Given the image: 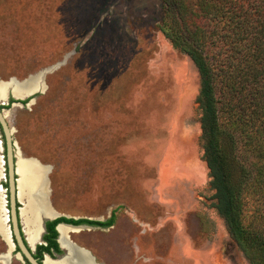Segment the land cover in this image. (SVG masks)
<instances>
[{
    "label": "rangeland",
    "instance_id": "obj_1",
    "mask_svg": "<svg viewBox=\"0 0 264 264\" xmlns=\"http://www.w3.org/2000/svg\"><path fill=\"white\" fill-rule=\"evenodd\" d=\"M163 13L161 0H0V81L57 65L30 105L6 107L16 150L49 168L59 213H114L69 232L97 264H249L215 208L199 70Z\"/></svg>",
    "mask_w": 264,
    "mask_h": 264
},
{
    "label": "trees",
    "instance_id": "obj_2",
    "mask_svg": "<svg viewBox=\"0 0 264 264\" xmlns=\"http://www.w3.org/2000/svg\"><path fill=\"white\" fill-rule=\"evenodd\" d=\"M161 2L160 31L199 70L200 138L215 208L249 264H264V0ZM114 217H57L40 247L60 251L58 222L111 226Z\"/></svg>",
    "mask_w": 264,
    "mask_h": 264
},
{
    "label": "bare ground",
    "instance_id": "obj_3",
    "mask_svg": "<svg viewBox=\"0 0 264 264\" xmlns=\"http://www.w3.org/2000/svg\"><path fill=\"white\" fill-rule=\"evenodd\" d=\"M9 88L13 92L14 98H27L32 91L38 90L43 92L46 89L45 81L39 79L38 75L29 78L22 85H14V83H6L0 81V100L6 90ZM8 95V94H7ZM6 95V97H7ZM6 101V99L4 100ZM17 151V172H18V193L19 199L22 202L21 219L23 222L25 234L30 244L38 241L40 233L39 216L44 212L48 215L51 211L48 205V196L46 195L48 188L44 178V167L34 159H24ZM3 165L0 156V179L3 177ZM7 219L4 209L3 192L0 189V232L6 236V231L2 227V222ZM59 229L60 244L65 248L67 254L57 260L46 258V264H93L92 258L86 249L74 248L69 240V232L73 229L71 226L61 224ZM76 246V245H75ZM62 247V248H63ZM11 249V247H10ZM6 256L1 259L5 260ZM94 260V259H93Z\"/></svg>",
    "mask_w": 264,
    "mask_h": 264
},
{
    "label": "water",
    "instance_id": "obj_4",
    "mask_svg": "<svg viewBox=\"0 0 264 264\" xmlns=\"http://www.w3.org/2000/svg\"><path fill=\"white\" fill-rule=\"evenodd\" d=\"M57 66V65H56ZM56 66L48 69H43L39 73L35 75H30L23 80H18L14 77H11L9 80L3 81L6 83H14V85H22L25 81H27L29 78H33L38 75L39 79L42 81L45 80V75L49 71H51L53 68ZM6 92H9V88H6ZM38 93L34 90L29 94L27 98H13L16 100H25L28 99L26 103H24L26 106L30 105L33 101L34 98L36 97ZM9 101L6 100H0V126L3 132L4 136V143L5 146L3 145L2 140L0 139V153L1 159H2V165H3V179L7 183V187H4L3 184L0 182V189L3 190V197H4V209L6 211L7 219L2 222V227L6 231V236L2 235L3 239L6 241L8 244V250L4 254V256L9 259L11 255V251L18 247V251L16 253L17 256L20 257V259L26 263L28 262L29 264H46L45 260L46 258H50L48 254H45L44 259L40 262L38 259L33 255V251L35 248V244H30L29 241L27 240L23 222L21 219V207H22V202L19 199V193H18V172H17V150H16V144L13 138V131L12 128L10 127L7 119H6V107H1L3 105H8ZM14 103L12 102L11 105ZM19 104H23L19 102ZM35 160V159H34ZM37 161V160H36ZM38 162V161H37ZM39 163V162H38ZM42 167H44V178L43 180L47 182V188H48V179H47V174L49 172V168L45 165H42L39 163ZM48 196V205L50 208V212L48 215L44 214V212L39 216V225H40V233L38 236V241H41V235L42 232L44 231V223L46 220H53L56 219L57 217L60 216H65L61 213H59L57 210L54 209V207L51 205V202L49 200V189L46 192ZM17 203L19 205H17ZM67 217V216H65ZM65 224L68 226H71L76 229H81L84 227H91V225L88 224H71V223H66V222H59L57 225V229L59 225ZM11 247V249H10ZM67 253L63 254L61 257L65 256ZM60 257V258H61ZM92 258V257H91ZM93 264H97L93 258L91 259Z\"/></svg>",
    "mask_w": 264,
    "mask_h": 264
},
{
    "label": "flooded vegetation",
    "instance_id": "obj_5",
    "mask_svg": "<svg viewBox=\"0 0 264 264\" xmlns=\"http://www.w3.org/2000/svg\"><path fill=\"white\" fill-rule=\"evenodd\" d=\"M9 94L10 95H13L12 90L9 89V92L8 93L5 90V92H4L3 96H2V100H5V99L7 100ZM6 95H7V97H6ZM49 221H52V220H46L45 221V223H44V231L42 232V235H41V238H40L41 241H36L35 242L36 244H35V248H34V251H33V255L40 262L44 259L45 254H48L50 256V260H56V259H59L63 254L67 253L66 250H65V248L62 246V244H60L61 243L60 240H59L60 233H59V229H57V225H58L59 222L56 223V225H55V230L57 232L56 237H55V240L58 243V247H59L60 251H57L54 247H50L49 250L45 249L44 247H40L41 245L42 246L48 245V239H49V236L51 235L50 226L47 224V222H49ZM81 224H86V223H81ZM93 226H99V225H93ZM99 227H104V226H99ZM1 234L2 233L0 232L1 240H3L5 242V244H7L6 241L2 237L3 234L2 235ZM7 246H8V244H7ZM7 250H8V248H7ZM18 250H19L18 247H16L15 249H13L11 251V256L13 254L17 253ZM5 253H0V260H2L1 257L4 256ZM39 255H41V258L40 259L38 257ZM7 260H9V259H7V257H5V261H7ZM46 260H48V259H46ZM26 263H24V264H26Z\"/></svg>",
    "mask_w": 264,
    "mask_h": 264
}]
</instances>
